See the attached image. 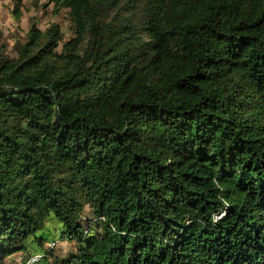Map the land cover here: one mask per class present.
Returning <instances> with one entry per match:
<instances>
[{
  "label": "trees",
  "instance_id": "16d2710c",
  "mask_svg": "<svg viewBox=\"0 0 264 264\" xmlns=\"http://www.w3.org/2000/svg\"><path fill=\"white\" fill-rule=\"evenodd\" d=\"M51 6L0 31V264H264V0Z\"/></svg>",
  "mask_w": 264,
  "mask_h": 264
},
{
  "label": "rangeland",
  "instance_id": "374dc122",
  "mask_svg": "<svg viewBox=\"0 0 264 264\" xmlns=\"http://www.w3.org/2000/svg\"><path fill=\"white\" fill-rule=\"evenodd\" d=\"M25 2V5L21 7V17L17 18L14 13L15 3L11 0H0V31L3 34V41L7 43L8 49L12 53H14L17 43L25 41L35 21L43 30L49 27L51 23L57 22L61 25L65 37L70 35L73 22L64 9L55 14L53 5L47 10L43 7L47 4V0H25ZM70 246L71 244L66 243L58 248L66 250ZM20 260L19 258L18 262H11L10 264H21Z\"/></svg>",
  "mask_w": 264,
  "mask_h": 264
}]
</instances>
